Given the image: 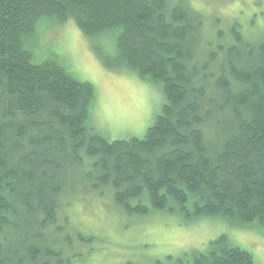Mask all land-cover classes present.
<instances>
[{
  "label": "trees",
  "instance_id": "trees-1",
  "mask_svg": "<svg viewBox=\"0 0 264 264\" xmlns=\"http://www.w3.org/2000/svg\"><path fill=\"white\" fill-rule=\"evenodd\" d=\"M45 20H72L105 68L160 88L144 137L109 141L89 124L93 86L57 58L33 63ZM208 23L189 0H0V264L69 263L76 185L126 215L264 233V39ZM156 264L256 263L220 236Z\"/></svg>",
  "mask_w": 264,
  "mask_h": 264
},
{
  "label": "rangeland",
  "instance_id": "rangeland-1",
  "mask_svg": "<svg viewBox=\"0 0 264 264\" xmlns=\"http://www.w3.org/2000/svg\"><path fill=\"white\" fill-rule=\"evenodd\" d=\"M189 1L207 16L210 30H226L235 21L246 37L264 39V0ZM26 45L33 63L57 58L76 79L93 86L95 96L89 124L109 141L144 137L160 113V88L133 72L105 68L72 20L41 22L39 31ZM76 186L73 192L79 194L68 209L62 208L60 217H68L70 228L65 234L73 241V250L66 252L68 264H156L203 250L220 236L250 253L256 264H264V233L257 228L235 227L218 218L181 223L163 213L146 217L126 215L108 192L96 197L82 193L91 191L87 186ZM74 232L93 239L83 246Z\"/></svg>",
  "mask_w": 264,
  "mask_h": 264
},
{
  "label": "bare ground",
  "instance_id": "bare-ground-1",
  "mask_svg": "<svg viewBox=\"0 0 264 264\" xmlns=\"http://www.w3.org/2000/svg\"><path fill=\"white\" fill-rule=\"evenodd\" d=\"M92 127V126H91ZM99 188V187H98ZM104 194V193H103ZM223 221V220H222ZM257 228V227H256ZM51 263V262H50Z\"/></svg>",
  "mask_w": 264,
  "mask_h": 264
}]
</instances>
